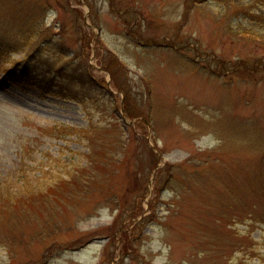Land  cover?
I'll return each mask as SVG.
<instances>
[{
    "label": "rangeland",
    "instance_id": "1",
    "mask_svg": "<svg viewBox=\"0 0 264 264\" xmlns=\"http://www.w3.org/2000/svg\"><path fill=\"white\" fill-rule=\"evenodd\" d=\"M262 19L264 0H0V44L30 48L0 46V185L49 169L43 217L0 212V264H260L240 249L264 254V35L243 33Z\"/></svg>",
    "mask_w": 264,
    "mask_h": 264
},
{
    "label": "trees",
    "instance_id": "2",
    "mask_svg": "<svg viewBox=\"0 0 264 264\" xmlns=\"http://www.w3.org/2000/svg\"><path fill=\"white\" fill-rule=\"evenodd\" d=\"M256 24L255 26H251L250 28H246L243 29V33H249V34H255V35H264V19L262 20H255L254 22ZM20 31V28L18 29ZM24 38H20V39H16L13 41H9L7 43H1L0 46L3 47L6 51L8 50V52L10 51H25L26 53L30 51V48H28V44L24 43ZM3 53L5 52H1V54L3 55ZM30 58V57H29ZM29 58H26V60L20 61V60H14V58L10 57H6L7 60H5L4 62H12L14 64V68H15V73H13V77L14 79H16L17 81H24L33 78L34 76L31 74V72H27L28 70V65H30L31 61L29 60ZM22 62V63H20ZM20 65V66H19ZM20 67V68H16V67ZM35 79V77H34ZM46 130H51V131H55L57 132L59 135H62L64 133H74L77 132L79 130L82 129H76V128H72V127H68V126H59V125H53V126H48L45 128ZM227 130V129H226ZM229 133L233 134L232 131L227 130ZM237 135V134H234ZM260 143L263 144L264 142V138L262 140L259 141ZM52 156L48 155V159L51 160ZM56 165H59V160L58 158H55L53 160ZM44 162V160L41 159V161L39 163ZM21 163H24V160L21 161ZM38 163V164H39ZM34 167H37L36 165H34ZM52 167H50L51 169ZM49 169L44 170L43 174H46L48 172ZM43 174H39L36 177H34L35 181L31 180L30 178L24 177L25 182L21 185L18 186L16 190H10L7 187H2L0 185V212H3V214H7L9 217L13 218V220H15L17 222V224H21V222L19 220H23V214L22 212L26 211V212H30V216H32L33 218H41L43 217L42 215L38 214V215H33L35 213L30 211V203H37L39 201H41L42 199H44V189L41 190H37V187L39 186V182L37 183V180H40L41 177L43 176ZM264 195V192H263ZM263 203L258 202L256 203V207L259 209V207L263 204L264 206V200H262ZM246 205H248V203H246ZM255 212L254 213V218L251 219H255L256 215L258 214L256 212V208L254 207ZM264 210V209H263ZM264 212V211H262ZM259 220L264 223V213L262 215H259ZM248 219V218H247ZM17 224H15V226H17ZM14 226V227H15ZM244 230H242L243 232ZM242 235V234H241ZM243 236V235H242ZM246 236L249 237L250 239V245H246V242H243L244 245L241 247L240 251H246L247 253L252 254V257L256 256V255H260V259H262V263L264 264V254H262L261 252H257V248L255 246V239L254 237H252L251 233L247 234ZM248 261H245L244 259L242 261L239 262V264H250L247 263ZM260 262V261H259ZM261 264V263H260Z\"/></svg>",
    "mask_w": 264,
    "mask_h": 264
}]
</instances>
